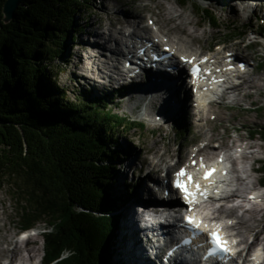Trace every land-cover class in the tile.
<instances>
[{"label":"trees","instance_id":"trees-1","mask_svg":"<svg viewBox=\"0 0 264 264\" xmlns=\"http://www.w3.org/2000/svg\"><path fill=\"white\" fill-rule=\"evenodd\" d=\"M5 1L0 0V172L24 224L47 220L52 226L44 235L48 264H111L118 221L106 157L121 122L96 111L98 102L105 107L102 100L68 102L46 79L72 30H81L90 0H23L7 23Z\"/></svg>","mask_w":264,"mask_h":264},{"label":"bare ground","instance_id":"bare-ground-1","mask_svg":"<svg viewBox=\"0 0 264 264\" xmlns=\"http://www.w3.org/2000/svg\"><path fill=\"white\" fill-rule=\"evenodd\" d=\"M166 1L167 3L163 0H136L130 7L122 6V17H120V14L109 13V8L105 4L103 13L107 14L109 22H104L103 18L101 19L103 13H100L98 23L95 22L90 25L87 32L89 36L87 37L89 39L88 44L82 43L80 48L75 51L78 59L73 65V76H82L85 82L92 84L98 82L104 86L110 85L117 79L118 81L125 80L127 72L122 68L123 57L121 54L123 49L119 35L129 34L130 30H126L125 27L134 24L139 27L138 35L140 36L143 29H145L144 26L148 24L144 21L153 23L157 31L164 36V39H158L153 36L154 34L148 35V32H146L148 40L151 43L158 40L159 45H161L160 43L165 44L172 52V56L176 58L177 63H184L183 58L187 57L186 54L196 55L198 50H193L192 46L204 39L206 40L209 35L203 16L197 13L198 8L195 6H193L194 12L188 13L185 6L178 3L181 7L179 8L174 2ZM226 1L232 2V0ZM240 1L243 5L246 3L249 6L251 2L258 3L254 7L257 10L256 14L262 11L264 15V2ZM192 14L196 19L192 18ZM234 15L238 16V10H235ZM117 23L119 25L116 26ZM112 44H115L114 50ZM259 44L261 42L258 39H253L248 42V46L242 47L240 42L234 43V46H224L223 51H231L232 56L230 58L236 59L239 64L243 63L244 68L236 74L238 76L236 81H232L233 77L228 75L227 68L221 70L222 73H218V71L214 73L218 81L227 83L222 90V94L220 93L221 100L218 103L216 101L208 103L206 94L209 93V88L199 85L200 81L194 80V83H190L188 79L190 78L188 74L190 67L178 70L177 75L171 72H168L169 75H160L159 81H156L155 78L151 80V76H144L141 71L139 73L135 71V74L131 75L132 79L130 77V81L127 80L126 82L132 90L136 88V93L142 91L145 96L147 95L145 98L148 99V102L153 101V105H155L153 111H156L161 118L174 121L184 120L188 123L190 132L192 126L197 128L196 133H192L191 140H189V145L193 147L191 149L187 148L186 142H183L181 149H179L181 153L187 155L188 163L184 168H181L184 169L187 175L188 169L194 167V160L209 161L218 158L223 153H226V156L233 160V171L236 173L234 180H237L235 184L237 187L231 195L233 200L241 198L244 201V199H249L248 191L253 190V187L260 185L263 181L256 174L258 167L255 162L264 160V141L261 140L264 134H261V136H256L253 132L245 134L242 131L243 126L239 125L241 122L245 127L252 126L259 121L262 123L259 113L256 117H252L249 114L252 107L245 108L239 103L245 100L253 105L261 103V100L264 99V73L259 69L256 70L251 65L249 56L241 55L245 52V48L251 46L256 50ZM188 49L192 52L190 53ZM198 49L203 51L205 47L201 45ZM216 52L220 53L219 50ZM208 65L211 66L212 63L210 62ZM252 88L253 91L250 90ZM215 93L219 94L217 91L213 94ZM129 96H132V94ZM228 100L236 101L237 109H240V112L228 116L226 109L232 107L230 102L228 104ZM77 101L80 103L83 102V99L79 98ZM81 106L85 107L84 104ZM152 107L149 106L147 110L152 109ZM214 120H217L218 124ZM163 126L164 124H160L159 128L164 130ZM233 130L237 132L236 137L233 135ZM167 136H169V133ZM164 139L156 141L154 147L149 149L155 154L154 160L143 158L144 165L142 169L146 171V176L134 195L129 197L123 194L124 185H122V178L126 175V172L136 170L137 163L131 159L126 163L128 166L125 171L119 174V178L116 181L114 180L115 183L111 186L110 193L114 195L115 210L121 213L120 235L116 238L114 252L117 258L123 260L126 264H161L159 263V256L151 253L148 240L143 239L144 234L139 226V214L135 209L137 203H143L146 207L150 205L151 198L143 196L146 193L151 194L153 198H159L157 196L160 194L154 186L150 185L151 181L154 180V177L160 178L161 173L165 170L170 171V165L166 162L171 157L174 159L177 154L170 144H164ZM126 140L129 143L123 142L120 145L123 151L129 152L135 143L131 137H127ZM160 143L164 144V150L159 148ZM138 144V147L144 149L142 141ZM243 147L245 152L243 151L240 156L234 158L236 149ZM213 169L212 175L216 178V169L215 166H212L202 173L201 178L192 176L191 183H188L187 175L182 177L181 180L188 184L190 192L195 193V195L199 194L197 197H202L203 193H206L209 188L211 189V186L215 183V178L212 179V175L208 179H204L205 173ZM173 179L177 181V174L173 176ZM164 182H166V176H163L161 185H159L161 188ZM197 183L200 185L199 191L196 189ZM115 199L117 200L115 201ZM258 200L253 202V207L249 210H246L242 205L238 208L236 205L228 207L221 203L216 212L217 215L223 213L236 215L234 229L237 230V234L243 237L242 243L246 244L249 251H252L256 244H261L264 249V199ZM179 202L182 203V201ZM2 204V214L4 216L1 219L3 225L0 227V264H45L40 259L42 248L38 236L21 240L18 236L20 230L18 226L15 225L16 228L6 226V218L11 219L12 214L9 212V208L4 206L3 199ZM241 209L244 210L243 213L238 214ZM249 215L251 216L248 217ZM163 247H166V241ZM161 250L163 251L162 248ZM245 251L241 252V256L245 255L248 258L251 254H246ZM180 264L183 263L180 262Z\"/></svg>","mask_w":264,"mask_h":264},{"label":"rangeland","instance_id":"rangeland-1","mask_svg":"<svg viewBox=\"0 0 264 264\" xmlns=\"http://www.w3.org/2000/svg\"><path fill=\"white\" fill-rule=\"evenodd\" d=\"M171 2H174L177 6L178 0H169ZM237 0L226 1V0H188L184 6L186 7V10L188 13L194 12L193 5L198 8V14H202V10L204 8L209 9L213 11L215 14L218 15L220 20V29H216V27L212 26V22L209 17H204L205 26L207 25V29L209 31V35L207 39L202 40L200 44H196L194 48H196L199 45H203L205 47H210L213 45L214 42H224L225 45L228 46H234V43L240 42L241 46H246L248 42H250L252 39H254V32L255 31H262L264 30V17L260 16L262 14V11H259L258 14H255L252 8V14L249 16L248 19H246L245 14L243 10H241L237 3ZM136 2V0H90L89 9L87 10V15L85 18V27L86 30L84 33L78 34L77 31H73L74 37L72 39H68V42H64L65 49L62 51V56L60 59L57 60V62L54 64L53 73H54V81L56 82L57 86L64 92V98H68L69 100L73 99H84V98H95L100 96H106L104 100H107L106 102H109L112 107H115L117 112L120 114H125L128 116H131V118L134 119H140L142 118L141 114L142 112H146V109H148L149 106H153L152 109H149V115L154 117L153 121H147L146 125V131L143 132L139 128H135L133 130L128 128H120L119 130H116V136L118 137L116 147L110 146L112 150L117 149V145L120 143H127L126 140L127 137L133 138V141L135 144L132 145L131 151L125 152L126 158L121 155L119 157L114 156L109 158L113 163H115L114 167V174L112 176V180L109 181L110 186L114 184V178L115 181L119 178V174L121 172L125 171V168L128 166L126 163L129 159L135 161L137 163V167L135 171H127L126 175L122 178V185H124V191L123 194H126L127 196H132L134 193L138 190L141 182L143 179H145L146 171H143L142 166L144 165L143 158L150 160L152 158L151 156V149L154 147L156 141H160L163 138L164 144H170L172 146V149L174 152L178 151L179 145L183 142H186V147L188 148V142L191 140L192 133H195L197 131V128L192 126L191 132L190 127L188 124L184 122V120H165L164 118H161V116L155 111V105H153V101L146 100V96L143 94V92L139 91L138 93L133 94V90H130L126 83H121V81H115L112 82L108 86H104L100 83L92 84L90 82H85V79H82V76H73V65L75 61H77L78 57L75 53L76 50L80 48L82 43L88 44L89 39L87 37V32L90 29V25L94 24L95 22L98 23L100 17L99 14L103 13L104 5L108 6L109 13H115L120 14V17L123 16L121 13V8L123 5L126 7H130L131 4ZM163 2H166V0H163ZM181 8V7H179ZM235 10H238V16H235ZM251 12V11H250ZM249 12V13H250ZM257 13V10H256ZM103 21L108 23L109 19L106 13H103ZM192 18L196 17L192 14ZM262 18V19H261ZM119 25V23L115 24ZM200 28V27H199ZM229 28H233L232 31ZM262 35V34H261ZM237 36L236 39H233V37ZM262 40V43L256 47V50L253 48H245V52L242 56H252L251 57V63L254 64L256 61L261 62L264 64V38L260 37ZM68 43V44H67ZM217 49V48H216ZM261 70L264 73V65L260 66L256 70ZM49 82L52 78H46ZM124 88V91H121V87ZM118 88L119 91H114V89ZM253 91L254 89H250ZM132 96H129L131 95ZM143 94V95H142ZM145 98V99H144ZM148 102V103H147ZM233 103L228 100V104ZM243 106L246 107H252L251 112L249 113L252 117H256L258 114L260 118H262V123L259 121L258 123H254L252 126H244V124L241 122L239 123L240 126H243V132L245 134H249L250 129H255L257 132L264 133V99L261 100V103H256L251 105L250 103L244 101H240ZM231 105V104H230ZM232 106V105H231ZM227 115L230 116L233 113L240 112V109L235 108H228L226 109ZM161 118L162 121L155 119ZM259 120V119H258ZM216 124H218L217 120H214ZM160 123H164V131L159 132L152 131L154 130V126L159 127L158 125ZM180 129V130H179ZM223 130V129H222ZM143 132V133H142ZM169 133V136L167 134ZM259 134V133H258ZM109 135V133H108ZM233 135L236 137L237 133L233 130ZM257 136V135H256ZM143 142L144 149L141 147H138V143ZM129 143V142H128ZM133 143V142H132ZM164 144L160 143L159 148L161 150H164ZM149 150V151H146ZM119 150H117L118 152ZM123 152V153H124ZM115 175V176H114ZM260 177V175H257ZM0 227L3 225V221L1 220L4 216L2 214V199L4 200V206H7L9 208V212L12 214V218H6V226L8 228L14 226H18V228L21 229V218L18 213L17 203L15 199L12 196V190L10 189L8 183H7V176L0 172ZM117 184V183H116ZM111 188V187H110ZM117 200V199H116ZM139 204V203H137ZM141 204L139 205L140 208ZM139 208H136L135 210L138 212L140 211ZM138 209V210H137ZM238 214H242L243 211L239 210ZM249 215L248 217H250ZM12 220V221H11ZM119 221L121 223V214L119 216ZM119 223V226H120ZM16 225V226H15ZM40 226L44 227L43 224H39ZM118 235H120V231L117 229ZM20 234V232H19ZM116 235L112 237L113 239V246L116 241ZM119 237V236H118ZM39 238V244L41 249V260L44 257V238L42 235L38 236ZM242 238V237H241ZM114 252V251H113ZM115 254V253H114ZM116 255V254H115ZM116 259L115 257L113 260ZM118 263V261H117Z\"/></svg>","mask_w":264,"mask_h":264},{"label":"snow or ice","instance_id":"snow-or-ice-1","mask_svg":"<svg viewBox=\"0 0 264 264\" xmlns=\"http://www.w3.org/2000/svg\"><path fill=\"white\" fill-rule=\"evenodd\" d=\"M194 72H198V69H195ZM203 166V165H202ZM214 171H208L205 173L204 175V179H208L211 175L212 172ZM187 174L184 171V169H181L179 173H177V181L175 186L177 188H179L181 191H183L185 193V198L187 199L188 197H193L195 195V193L190 192L189 188H188V184L184 183L183 180H181L182 177H185ZM187 180L188 183L192 182V176L191 175H187ZM196 189L199 191L200 189V185L197 183L196 184ZM204 195H206V193H203ZM191 203V201H189ZM189 225L195 224L196 228H199L200 225L197 224L193 219L189 218L188 220ZM231 223V221L229 222ZM210 242L215 245V248L212 251H209L208 256L211 257L215 254V249H219L225 253H227L229 251L226 242L222 240V238L220 237V235L218 233H212L211 237H210Z\"/></svg>","mask_w":264,"mask_h":264},{"label":"water","instance_id":"water-1","mask_svg":"<svg viewBox=\"0 0 264 264\" xmlns=\"http://www.w3.org/2000/svg\"><path fill=\"white\" fill-rule=\"evenodd\" d=\"M23 0H6L2 8L4 14V21L7 23L14 18L15 10Z\"/></svg>","mask_w":264,"mask_h":264}]
</instances>
